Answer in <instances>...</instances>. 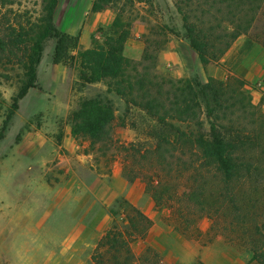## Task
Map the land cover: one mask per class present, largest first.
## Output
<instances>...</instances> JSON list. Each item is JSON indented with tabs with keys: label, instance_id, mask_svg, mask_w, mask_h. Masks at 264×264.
Listing matches in <instances>:
<instances>
[{
	"label": "rangeland",
	"instance_id": "1",
	"mask_svg": "<svg viewBox=\"0 0 264 264\" xmlns=\"http://www.w3.org/2000/svg\"><path fill=\"white\" fill-rule=\"evenodd\" d=\"M58 1L62 8L55 25L72 30L78 26L83 8L93 0ZM176 1L191 16L190 21L199 15L197 6L207 8L199 0H193L194 5L186 0H121L117 5L124 6L125 20L145 22L148 33L137 40L143 49L155 53L163 44L165 50L170 40L188 43ZM22 7L39 11L41 0H23ZM109 30L97 28L91 33L92 45L102 44ZM131 38L132 33L127 50L134 55L138 46ZM55 43L54 39L45 42L37 86L19 102L0 138V264H94L93 256L98 253H102L104 263L111 264L113 251L109 254L108 248L97 251V247L113 228L124 232L136 257H145L148 249L158 256L159 264H257L250 262L246 249L231 246L213 230V190L217 188L213 173H193L196 157L182 155L183 148L161 157L155 154V121L146 112L127 106L111 93L108 97L115 115L112 145L91 149L88 140L72 137L69 115L79 101L105 95L106 87L97 83L81 88L75 61L53 62ZM76 54L73 49L67 52L68 56ZM226 57L231 66L249 60L264 63V5L256 12L249 33L235 41ZM183 63L190 64L176 61L167 66L157 59L154 69L151 61L144 65L159 77L177 80L184 79L177 77L186 67H180ZM2 73L5 71L0 70ZM9 73L8 81L0 76V128L16 92L19 71ZM234 77L221 81L223 86L236 87ZM259 81L245 86L251 98L257 96L251 89L261 91ZM200 120L202 126L192 122L178 125L184 131L207 132L209 120L203 112ZM131 144L128 151L121 148ZM149 180L163 197L160 205H155L145 188ZM193 189L204 192L202 207L187 199ZM132 208L152 221L146 236L134 241ZM193 245L205 248L206 263L199 256L193 257ZM148 256L152 258L150 263L156 264L152 254Z\"/></svg>",
	"mask_w": 264,
	"mask_h": 264
},
{
	"label": "trees",
	"instance_id": "2",
	"mask_svg": "<svg viewBox=\"0 0 264 264\" xmlns=\"http://www.w3.org/2000/svg\"><path fill=\"white\" fill-rule=\"evenodd\" d=\"M22 1L0 0V70L5 71L0 76L8 81L9 72L19 71L16 92L2 122L0 138L19 102L29 90L36 88L37 68L45 42L54 39L55 64L75 61L81 88L97 83L106 87L105 95L79 101L77 109L69 115L72 137L88 140L91 149L112 145L115 115L113 102L108 97L111 93L127 106L143 110L155 121V154L161 157L183 148L182 155L196 157L193 173L204 170L213 173V183L217 185L213 190V230L221 233L231 246L246 249L251 255L250 262L264 264V113L245 91V82L234 77L236 87H224L220 80L213 78L202 83L198 77L177 80L159 77L144 63L151 61L154 69L165 44L158 46L155 53L144 47L138 61L128 58L124 47L131 36L132 22L124 19V6L118 7L121 0L92 1V12L110 8L115 16L103 43L84 50L79 48L78 36L61 32L55 25L58 0H41L39 11L23 8ZM186 1L189 5L195 4L193 0ZM200 1L207 8L196 5L199 15H194L193 21L183 12L181 3L176 1L175 6L182 15L189 47L206 66L221 60L239 37L249 33L264 0L197 2ZM69 49L77 50V54L68 56ZM202 112L209 120L207 132L184 131L179 127L184 122L202 126ZM132 147L131 144L121 148L128 151ZM145 188L155 205L164 201L152 180ZM204 196L203 191L196 193L194 189L186 195L200 207ZM132 210L135 216L130 224L134 241L146 236L152 221L137 209ZM104 248H108L106 253L113 251L109 258L111 264H151L150 254L159 264L158 256L148 253V249L145 257H136L124 232L116 228L101 239L97 251ZM93 262L106 264L102 253L93 256Z\"/></svg>",
	"mask_w": 264,
	"mask_h": 264
},
{
	"label": "crops",
	"instance_id": "3",
	"mask_svg": "<svg viewBox=\"0 0 264 264\" xmlns=\"http://www.w3.org/2000/svg\"><path fill=\"white\" fill-rule=\"evenodd\" d=\"M91 4L92 2H89L83 8V10L81 9L84 14L82 13L80 15V18L78 20L79 24L75 29L68 30L66 28L61 29L58 27L64 33H67L71 36H78L79 48L83 50L91 48L93 46L91 33H93L97 28L110 27L115 16L114 11L110 8H104L101 11L92 12ZM61 8L62 4L60 1H58L54 13L55 23L57 15L61 11ZM130 31L133 35V39L131 38V42L137 44L138 53L131 55L127 50V44H125L124 54L130 59L138 60L142 54L143 44L141 41L137 40V38H142L145 36V33H148V26L145 24V22L135 20L131 25ZM226 56H228V52L225 54V57H222L221 60H219L217 63H210L207 66H203L200 63L196 53L189 47V44L187 42L174 39L170 40L167 43L166 49L158 54V60L159 63H167V66L170 65V62H190V64L187 63L186 65L185 63H183V65L180 66L184 67V65H186L184 69L181 68L177 73L178 78L186 79L196 74L202 82H206L208 78L225 81L229 76L232 75L243 80L246 87L259 79L260 81L258 85H260L261 91L257 92L254 89H251V91L257 95L253 96L252 102L255 105H260L261 110L264 113V99L262 100V96L264 95V81H262L264 79V63H258L249 60L235 63L233 66H231L230 61ZM255 69L259 70L260 73H256ZM193 249V251H195L193 257L196 258L197 256H199L201 258V261L205 262V248H201L199 245H193ZM240 264L243 263L241 262Z\"/></svg>",
	"mask_w": 264,
	"mask_h": 264
}]
</instances>
